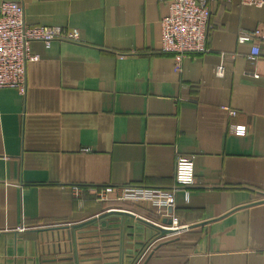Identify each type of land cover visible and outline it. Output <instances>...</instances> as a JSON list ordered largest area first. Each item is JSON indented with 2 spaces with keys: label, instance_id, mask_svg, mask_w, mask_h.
I'll return each instance as SVG.
<instances>
[{
  "label": "crops",
  "instance_id": "obj_1",
  "mask_svg": "<svg viewBox=\"0 0 264 264\" xmlns=\"http://www.w3.org/2000/svg\"><path fill=\"white\" fill-rule=\"evenodd\" d=\"M170 1L0 0L81 40L32 42L25 94L0 89V264H116L120 216L104 210L163 218L147 203H95L89 188L171 189L179 156L195 177L175 193L182 230L143 264H264V42L250 62L254 42L237 41L264 7L212 3L208 52L176 73L160 52ZM72 186L85 188L82 208ZM122 217L132 257L153 230Z\"/></svg>",
  "mask_w": 264,
  "mask_h": 264
},
{
  "label": "built area",
  "instance_id": "obj_2",
  "mask_svg": "<svg viewBox=\"0 0 264 264\" xmlns=\"http://www.w3.org/2000/svg\"><path fill=\"white\" fill-rule=\"evenodd\" d=\"M236 1L241 6L264 7V0H171L167 14L160 21L161 47L160 52L171 55L173 69L181 72L182 61L189 56L202 55L208 52L207 31L209 28L210 5L215 2L230 3ZM257 40L264 42V24L251 31L239 32L238 43L253 41L248 61H256L260 57V47ZM32 42H41L45 48H49L52 42H66L80 44V33L77 29H63L60 27L33 26L24 21V7L16 2H3L0 4V89H14L24 95L26 91V64L37 60L30 52ZM223 67L217 66L215 74L222 77ZM234 115L235 112H230ZM233 133L244 136L246 128L236 126ZM193 157L179 156L175 162L174 186L168 190L153 189L139 186H99L89 188L92 201L99 204L108 203H147L156 213L165 220H170L167 225L162 222L150 221L136 216L134 213L111 206L104 210L108 216L118 215V238L116 240V264H143L152 254L154 248L178 234L182 227L178 226V220L174 213L175 193L178 190H187L194 185ZM85 188L72 186L71 197L79 208L87 201L84 197ZM127 214V215H126ZM122 216L133 218L136 221L144 220L156 228L147 230L146 240L134 256H126L125 252V220ZM90 222H99V215L91 218ZM87 222V223H90ZM161 231H166L162 233ZM160 232L162 234H160ZM77 257V251L74 253ZM79 263V262H78Z\"/></svg>",
  "mask_w": 264,
  "mask_h": 264
},
{
  "label": "water",
  "instance_id": "obj_3",
  "mask_svg": "<svg viewBox=\"0 0 264 264\" xmlns=\"http://www.w3.org/2000/svg\"><path fill=\"white\" fill-rule=\"evenodd\" d=\"M127 215V214H126ZM140 222L142 223V224H144V225H147V226H149L150 228H156L154 225H152L151 223H148V222H145L144 220H141L140 219ZM162 223H164V224H167V225H170L171 224V221L170 220H165V219H163L162 220ZM162 233H165L166 231H161Z\"/></svg>",
  "mask_w": 264,
  "mask_h": 264
},
{
  "label": "trees",
  "instance_id": "obj_4",
  "mask_svg": "<svg viewBox=\"0 0 264 264\" xmlns=\"http://www.w3.org/2000/svg\"><path fill=\"white\" fill-rule=\"evenodd\" d=\"M140 187V186H139Z\"/></svg>",
  "mask_w": 264,
  "mask_h": 264
}]
</instances>
